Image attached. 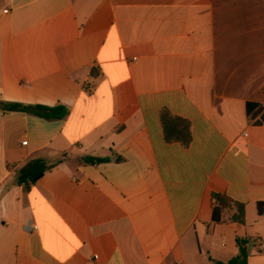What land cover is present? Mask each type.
<instances>
[{
  "label": "crops",
  "instance_id": "crops-1",
  "mask_svg": "<svg viewBox=\"0 0 264 264\" xmlns=\"http://www.w3.org/2000/svg\"><path fill=\"white\" fill-rule=\"evenodd\" d=\"M39 158L53 168L17 185ZM213 193L245 223L213 222ZM259 203L264 0H0V264H214L237 237L264 264Z\"/></svg>",
  "mask_w": 264,
  "mask_h": 264
},
{
  "label": "trees",
  "instance_id": "trees-1",
  "mask_svg": "<svg viewBox=\"0 0 264 264\" xmlns=\"http://www.w3.org/2000/svg\"><path fill=\"white\" fill-rule=\"evenodd\" d=\"M94 77L97 75L96 70L93 72ZM16 108L23 112L35 114L46 119H62L68 114L64 106L45 107L29 106L17 104ZM161 121L164 127L165 139L168 143L180 142L183 146L188 147L192 140L190 123L180 117L173 116L168 111H163ZM85 162L94 161L91 157L84 158ZM53 166L47 164L44 159H31L22 165L17 172L16 184L29 190L34 186L41 177ZM232 209L235 212L230 220L239 223H245L246 212L245 205L235 202L229 196L220 193L212 194V220L219 223L224 220V214ZM261 215L264 214L262 203L258 204ZM258 243L257 239L251 237H237L236 246L238 253L227 262L213 260L214 264H248V259L252 253V248Z\"/></svg>",
  "mask_w": 264,
  "mask_h": 264
},
{
  "label": "built area",
  "instance_id": "built-area-1",
  "mask_svg": "<svg viewBox=\"0 0 264 264\" xmlns=\"http://www.w3.org/2000/svg\"><path fill=\"white\" fill-rule=\"evenodd\" d=\"M22 144H23L24 146L27 145V141H24ZM32 229L37 230L38 227H37V226H34ZM29 230H30V228H29Z\"/></svg>",
  "mask_w": 264,
  "mask_h": 264
}]
</instances>
